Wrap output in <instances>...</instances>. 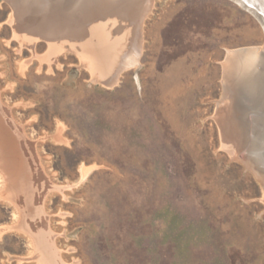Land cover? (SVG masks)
<instances>
[{"label": "rangeland", "instance_id": "1", "mask_svg": "<svg viewBox=\"0 0 264 264\" xmlns=\"http://www.w3.org/2000/svg\"><path fill=\"white\" fill-rule=\"evenodd\" d=\"M11 15L0 0V105L48 182L44 225L30 220L27 232L0 170V264H42L43 229L62 264H264V167L252 148L264 143V89L249 96L224 70L229 52L264 59L252 13L234 0H155L138 64L114 85L74 50L45 60L48 44L32 51ZM230 104L246 127L234 154L219 119Z\"/></svg>", "mask_w": 264, "mask_h": 264}, {"label": "bare ground", "instance_id": "2", "mask_svg": "<svg viewBox=\"0 0 264 264\" xmlns=\"http://www.w3.org/2000/svg\"><path fill=\"white\" fill-rule=\"evenodd\" d=\"M5 1L13 10V17L11 15L8 23H12L16 37L20 41L31 44L32 51H34L32 47L36 46L35 42L39 40L46 42L49 51L44 59L52 62L66 49L74 50L80 54L95 75L100 79H109L113 84L117 82L123 71L138 64L140 30L155 0ZM258 1H263L264 5V0ZM258 1L253 0V3ZM262 9L264 10V6ZM263 64L264 59H261L257 49L229 52L224 64L229 85L233 86L235 83V87L238 86L249 96L257 92L261 93L264 89L262 84L264 74H259L258 66ZM261 102H264V99ZM233 110V104H230L220 112L219 116L226 137L232 141L229 146L231 154L241 148L242 138L246 132L241 119L232 116ZM256 118L252 115L250 119L255 121ZM12 125L9 112L0 105V170L6 178L8 198L12 203H18L15 204L18 210H21L19 213L25 216L20 229L28 232L31 231L28 224L30 220L42 223L45 216L43 207H40L39 203L43 195L40 186L46 177L44 178L36 164L37 157H34L32 143L25 141L22 129L15 127L17 125L14 126V130L10 129ZM259 144L257 140L252 143L257 159L255 164L264 167L262 153L264 143ZM42 224L44 225V222ZM33 238L42 264H62L49 233L43 229Z\"/></svg>", "mask_w": 264, "mask_h": 264}, {"label": "water", "instance_id": "3", "mask_svg": "<svg viewBox=\"0 0 264 264\" xmlns=\"http://www.w3.org/2000/svg\"><path fill=\"white\" fill-rule=\"evenodd\" d=\"M239 5H241L244 9L248 12L252 13L260 22L264 29V10L263 8V1L254 2L253 0H234ZM264 149V148H263Z\"/></svg>", "mask_w": 264, "mask_h": 264}]
</instances>
